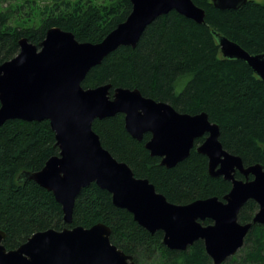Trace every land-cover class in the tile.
<instances>
[{
	"label": "trees",
	"instance_id": "16d2710c",
	"mask_svg": "<svg viewBox=\"0 0 264 264\" xmlns=\"http://www.w3.org/2000/svg\"><path fill=\"white\" fill-rule=\"evenodd\" d=\"M192 2L204 10V25L175 11L160 16L146 27L134 48L122 46L110 53L87 73L81 86L111 85V92L136 89L179 113H205L218 126L226 152L240 157L244 167H264V82L243 61L223 58L213 35L226 37L251 55L263 53L264 5L247 1L240 10H218L211 0ZM131 8L129 0H17L0 11V64L16 56L20 39L38 46L52 27L72 33L80 43H99ZM92 130L114 159L125 163L134 177L147 179L172 204L211 197L222 200L231 188L230 182L208 175L206 157L195 151L203 138L195 141L187 159L166 169L144 148L150 135L140 142L132 139L122 114L94 120ZM58 153L48 121L10 120L0 127V231L6 235L2 241L6 250L18 248L36 232L87 229L102 223L110 228L111 244L135 264L144 260L213 264L202 241L183 252L168 250L162 245V232L150 234L141 228L93 183L80 191L72 222L65 224L52 193L27 178ZM235 177L244 179L237 172ZM257 209L254 201H247L237 215L238 223H251ZM223 264H264V225L252 224L241 249Z\"/></svg>",
	"mask_w": 264,
	"mask_h": 264
},
{
	"label": "water",
	"instance_id": "95a60500",
	"mask_svg": "<svg viewBox=\"0 0 264 264\" xmlns=\"http://www.w3.org/2000/svg\"><path fill=\"white\" fill-rule=\"evenodd\" d=\"M131 12L99 43H80L57 27L46 31L38 46L19 40V51L0 64V127L10 120L48 121L59 149L37 172L27 178L52 193L61 206L63 221L70 225L80 191L95 184L111 195L112 204L126 210L144 230L162 232V245L183 252L202 241L213 264H223L243 246L252 224L264 225V167H244L240 157L226 152L219 142V128L205 113H179L169 104L144 97L136 89L103 85L81 86L87 73L119 47L134 48L148 25L175 11L204 25V10L192 0H129ZM248 0H211L215 9L240 10ZM223 58L243 61L264 82V52L249 54L215 32ZM124 117L128 135L160 159L166 169L175 167L195 151L206 157L211 178L230 182L229 192L176 205L156 192L147 180L114 159L92 130L94 120ZM239 173L243 180L236 179ZM249 176L251 179H249ZM252 200L258 209L251 223L240 224L237 215ZM210 220L211 224L201 222ZM110 228L102 223L90 228L48 229L32 234L14 250H6L0 231V264H135L111 244Z\"/></svg>",
	"mask_w": 264,
	"mask_h": 264
},
{
	"label": "rangeland",
	"instance_id": "374dc122",
	"mask_svg": "<svg viewBox=\"0 0 264 264\" xmlns=\"http://www.w3.org/2000/svg\"><path fill=\"white\" fill-rule=\"evenodd\" d=\"M96 1H98L99 3L102 2V0H96ZM248 1H255V2L259 3V4L264 5V0H248ZM16 3H17V0H0V11L4 10V9H6V8L12 7V6H14ZM22 12H24V10H23ZM23 17H24V16H23ZM240 249H241V248H240ZM240 249H239V250H240ZM239 250H238V251H239ZM238 251H237L236 253H238ZM227 260H228V259H227ZM227 260H226V261H227ZM226 261H225V262H226ZM139 264H151V262H148V261L144 260V261H141Z\"/></svg>",
	"mask_w": 264,
	"mask_h": 264
}]
</instances>
